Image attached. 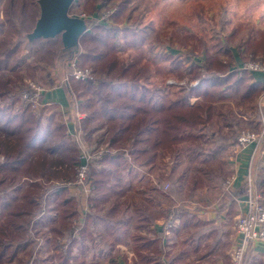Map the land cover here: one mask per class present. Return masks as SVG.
I'll list each match as a JSON object with an SVG mask.
<instances>
[{"label":"trees","instance_id":"16d2710c","mask_svg":"<svg viewBox=\"0 0 264 264\" xmlns=\"http://www.w3.org/2000/svg\"><path fill=\"white\" fill-rule=\"evenodd\" d=\"M109 1L112 0H75L72 4L69 10L72 16L83 12L91 16L94 14L93 18L85 19L88 30L79 39L81 49L79 50L78 47L64 48L60 36L29 41L28 35L40 14L37 0H4L3 19L0 20V153L4 157L0 163V264L3 258L10 261L15 254L7 250L13 244L4 242L5 238L13 240L15 235L12 229L21 227L15 221L16 217L25 214L35 217L40 210L36 199L46 192L50 196L63 195L64 189L61 186L48 185L56 174H59L53 170L55 163H58V166L76 164L77 150L65 139L63 123L52 126L53 118L47 117L46 124H43L41 113L34 114L28 108L15 110L22 79L19 75L21 66H25L28 72L38 67V64L53 67L56 58L67 52L69 58L77 56L81 62L89 63L103 76L92 82L73 80L75 90L81 91L78 97L84 99L79 108V111L86 115L82 123L84 132L88 133L89 121L103 119L107 131L104 142L116 151L115 154H104L99 162L101 165L106 162L109 165L108 169L105 168L107 170L91 169L89 176L95 179L93 192L98 195L97 204H105L112 201V197L123 194L125 188L120 184L122 172L131 175L138 164L152 165L157 151L170 150L186 142L196 141L198 139L196 133L204 131L207 123L213 119V103L226 99L225 93L229 92L239 97L240 101L254 103L264 92V83L253 82L250 74L239 71L235 66L232 67L234 57L239 60V53L235 51L237 54H233L234 51L230 49H227L226 53L222 52L220 37L212 54L206 50L202 51L204 62L200 64L194 62L195 52L192 56L184 55L181 58L174 55L175 50L169 49V52L160 57L162 62L168 65V73L175 74L176 78L186 79L189 76V83L198 80L194 87L185 85L183 89L185 94L182 97L170 99L168 95L161 94V90L147 88L136 81L134 68L137 60L128 59L120 62L119 52L128 45L136 50L139 46L145 45L144 41H148L146 47L151 51L155 42L158 44L161 42L160 36H153L152 29L144 28L138 32L139 38H135L136 34L130 31L134 26L128 24L136 20L133 13L137 6L130 7L131 0H119L111 22L101 21L98 12L107 8ZM198 7L199 9L194 11L201 17L203 8L201 5ZM127 33L132 34L129 41L126 40ZM163 36L169 37L170 41L174 40L177 44L180 41L186 42L173 33L167 32ZM261 40V46L257 42L254 45L244 43L246 49L253 55L258 54L259 48L264 51V33H261ZM23 42L26 43L28 54L15 58V54L21 51ZM169 43V48L175 44ZM31 54V60L36 63L33 67L26 64ZM223 54L229 56L228 66L222 64L219 58ZM6 71L12 72L9 75L13 74L14 79L6 76ZM200 71L203 74H200ZM108 77L115 79L107 80ZM62 88L65 94L69 95V88L67 86ZM191 99H195L193 104H190ZM123 145L125 147H122ZM193 151L198 153L204 150L197 142ZM197 164L211 163L200 160ZM196 172L207 180H210L214 173L211 167L196 168ZM43 176H47L46 184L31 181L38 178L41 180ZM192 179L190 184L193 186L203 182L199 181L198 176H193ZM22 180H26L25 189ZM148 190L158 189L150 187ZM59 204L62 209L61 221L57 226H53L51 233L68 240V255L73 246H78L79 240L83 241V237L67 222L77 217L76 204L65 195L61 196ZM119 208L120 205L114 198L110 202L106 216L115 217ZM156 218L155 213L148 208L133 209L121 222L105 227V232L111 236L115 244L125 243L118 237L120 233L128 239L133 253V264H158L161 252L157 247V240L146 236L150 233V226ZM53 221L51 219V222ZM117 226L120 228H116ZM63 257H58L59 264H69L68 258ZM116 257L117 254L110 257V264H118ZM256 258L250 255V259H246L245 263L257 264Z\"/></svg>","mask_w":264,"mask_h":264},{"label":"rangeland","instance_id":"374dc122","mask_svg":"<svg viewBox=\"0 0 264 264\" xmlns=\"http://www.w3.org/2000/svg\"><path fill=\"white\" fill-rule=\"evenodd\" d=\"M0 2V20H2V5L4 0ZM118 3L119 0L109 1L106 5L107 8L101 9L98 12V16H101L104 10H116ZM198 5H201L203 8L201 11L203 15H201V17L194 11L195 9H199ZM129 6H137L136 11L133 13L136 20L128 23L131 24L130 26H134L131 27L132 30L130 31L136 34L134 35L135 38H139L138 32L142 31L144 28H150L152 29L153 36H160L159 40L161 42L159 44L155 42L153 45L154 48L151 51L146 47L148 46V41H144L143 44L145 45H142L143 47L139 46L136 50L129 45L124 46L119 52V61L124 62L128 61V59L137 60L135 63L136 68H134L136 70L134 71L136 81L146 85L149 89L161 90V94L168 95L170 99L182 97L185 94L183 90L185 85L191 86L195 82L189 83V76H187L186 79H178L174 76L175 74L168 73V65L162 62L160 57L164 55L165 52H169V49L175 50L176 53L174 55L180 56L181 58H183L184 55L192 56L195 52L194 54H196V57L194 62H199L200 64L204 62V57H202L203 54H201L202 51L206 50L207 53L212 54L217 48L215 45L220 37L222 40L219 41V44L222 52L226 53V50L230 49L234 51V54H237L235 51L239 53V60L242 63L241 67L237 66L239 60L235 58L236 56L234 57L235 61H232V67L237 66L239 67V71L251 75V70L247 69L250 64L259 62L264 64V54L259 53L253 55V53L246 49L244 44L246 37L255 36L257 33L260 20L257 15L259 16L260 12H263L264 7L261 6H264V0H131ZM80 15L84 16L85 19L94 17V14L92 17L87 12L75 16L77 17ZM167 32L169 34H175L179 39L186 40V42L180 41L177 44L174 40L170 41L169 37L163 36V34ZM131 39L132 34L127 33L126 40L129 41ZM149 41H151V39H149ZM169 42L175 44L171 45V48H169ZM25 46L26 43L23 42L21 51L15 54V58H18L20 55L26 56L28 54V50H26ZM78 49L81 50L79 46ZM63 55L64 71L62 70L63 73L61 76H59L57 71V61L61 55L56 58L53 67L46 66V64H38V67L28 72L25 66H21L19 68V75L22 79L21 83L19 82V92L22 91L26 82H31L42 88V98H44L48 88L67 86L69 88V95H67L68 100L71 108L75 109L74 118H77L76 110L78 112V107L80 108L84 99L78 97V93L81 91L75 90L73 81L75 79L72 76L73 71L71 62L75 61L78 69L90 70L94 75L93 81L99 80L103 78V76L98 72L99 70L96 71L87 62H81L77 56L69 58L67 52H63ZM219 58L222 64L229 65V56L227 57L223 54ZM31 59L32 54L28 57L26 64L33 67L36 63ZM179 72L180 70H178V73ZM10 73L12 72H5L6 76L14 79L13 74L10 76ZM200 74H203V72L200 71ZM114 79L115 78L112 77L107 78V80ZM225 95L227 96L226 99L218 103H213V119L207 123L204 131L200 134L196 133L198 136L196 141L186 142L170 150H159L156 152L155 160L152 165L144 166L138 164L133 174L129 175L126 172L121 173L120 184L125 189L123 194L112 197L113 200L115 198L116 203L120 205L118 213H115V217L106 216L109 211L110 202L113 200L105 204L96 203L99 199H97V193L93 192V180L95 179L89 176L91 169L93 171H98L101 168L108 169L109 165H107L106 162L103 163V165L99 162L102 160L104 154H115L116 152L104 142L107 131L103 119L89 121V125L87 126L88 134L97 132V137H95L91 144L93 146L96 145L95 150L87 151L86 147L90 145L87 142V146L85 147L84 141L80 138L84 133L82 123L77 122L75 124L76 128H74V131H76L78 136L73 135L67 137V126L64 124V120L61 119L60 116L58 117L56 112L53 111V108L49 107L48 111L45 110L40 112L43 124H46L45 117L53 118L52 126L54 124H64L65 139L77 150L76 164L73 166H69L68 164H60L58 166V163H55L56 166L53 167V170L59 172V174H56V177L53 178L48 185H50L49 187L61 186L64 189L63 195L76 204L77 217L73 218L71 221L67 220V222L76 229L78 235L80 234V236L83 237V241L79 240L78 246H73L72 249H70V253L67 255L68 240L51 233L53 226H57L61 221L62 209H60L59 203L63 195L50 196V194L46 192V194L36 199L39 203L40 210H37L38 213H36L35 217H31V214L16 217L15 221L21 227L12 229L15 235L14 239L5 238L4 242V244L8 242L13 244L7 250L15 252V254L10 261H8V258H3L1 261L2 264H59V256L67 257L69 264H109L110 257H113L115 254L118 255L120 250L123 253L119 254V257L123 255L124 258H127L126 254L130 251V245L127 242L128 239L126 237L124 238L121 233L118 237L123 239L125 243L115 244L111 236L106 234L105 227H111L113 226L112 224L121 222L131 214L133 209H144L140 206L141 204L146 206L144 202L146 196L149 197V194L151 196H155L156 194L158 198V207L161 208L160 212L164 217L171 209L182 204H177V201H197L201 202V204H207V198L209 201H212L214 197L213 194L205 197L203 193L199 194L201 190L199 188L198 192L193 194L194 190L189 187L191 180H193V176H198V179H200L199 181L207 180L202 174L194 173L192 168L191 159L194 156L193 149L196 143L198 142L200 148L203 150L214 154L212 156L214 159L211 164H199V168L211 167L214 172L212 174L213 177L211 176L212 178L207 180V182L214 181L215 183L220 182L223 184L228 179L233 178L232 176L228 177L230 175L228 163L231 162L233 157V147L231 146L235 145V143L236 147L246 145L238 143V136L242 133H247L253 135L256 140H262L264 138L260 114L264 111V106L260 107L258 105L261 95L257 98V103L240 101L239 97L233 96L229 92L225 93ZM191 101L195 102V99H191ZM260 108H262V110H260ZM74 121L76 120L74 119ZM222 140L231 143V146L226 145L224 150L220 149L219 144ZM233 140H236L235 143ZM122 147H125V145ZM99 152H103L102 155L87 163V166H85L86 172L84 179L80 185H77L78 171L81 167V157L88 156L91 158L99 154ZM3 158L4 157L0 153V163H2ZM180 178H182V180H179ZM46 180L47 176H43L41 180L40 178L31 179L32 182L41 181L42 184H46ZM22 184L25 189L27 187L26 180H22ZM222 184L220 187L223 191ZM165 186L168 187L165 189ZM150 187L162 188V192L157 193L155 191V193L152 190H148ZM172 198H175L177 201ZM178 212H180V209H178ZM51 219L54 221L51 222ZM116 228L120 227L117 226ZM233 230L235 232V224ZM83 231L84 234H82ZM130 232L133 231L130 230ZM232 245L230 243L227 255L228 260ZM250 255L251 252L249 251L243 264H246V259H250ZM123 257L122 260L124 259ZM256 259L258 260L257 264H264L263 256L257 257Z\"/></svg>","mask_w":264,"mask_h":264},{"label":"crops","instance_id":"0c3cea01","mask_svg":"<svg viewBox=\"0 0 264 264\" xmlns=\"http://www.w3.org/2000/svg\"><path fill=\"white\" fill-rule=\"evenodd\" d=\"M257 17L260 18L257 33L255 36L252 35L246 37L245 44L254 45L257 42L261 46V33H264V8L263 12H260ZM263 52L264 51L259 48L258 54ZM241 64V62H237V66L240 67ZM237 66L235 67L239 68ZM63 67L64 55L61 54L57 61V71L59 76L63 73ZM251 77L253 82L264 83V74L262 73H251ZM43 100L48 105L46 109L47 111L49 110V107L53 108V111L56 112L58 117L60 116L61 119L64 120V124L67 126V137L73 135L78 136L76 131H74V128H76L75 124L77 122L83 123L86 115L79 110L78 112L76 110L77 118H74L75 109L71 108L68 96L65 94L63 88L60 86L48 88ZM193 103L194 101L190 100V104ZM74 119L76 121H74ZM96 133L88 134L84 132L83 135L80 136L81 140L84 141L85 147L87 146V142L90 145L86 147L87 151L95 150L96 145L93 146L91 144L95 137H97ZM235 141L236 140H233L234 143ZM219 145L220 149L224 150L225 146H231V143L222 140ZM231 147H233V157L231 162L228 163V171L230 174L228 177L232 176L235 178L231 191L229 193H224L221 190L220 185L222 183L220 182H213V185L212 182L207 181H203L196 186L190 184V188L194 190L193 194H196L199 188L201 189L199 194L203 193L205 197L213 194V200L209 201L207 198L208 203L201 204V202L197 201H177L175 198H172L178 202L177 204H183V202L194 204L197 205L199 209L194 212L186 213L181 209V212L177 211L179 223L172 229L169 235L164 236L162 233L161 221L164 219V215H161V208L158 207V198L156 194L155 196H151L150 194L149 197L146 196L144 202L146 203V206L141 204V208H148L149 211L155 213L157 216L153 225L150 226V233L146 234V236L150 239L157 240V247H159L161 252L159 261L157 262L158 264L230 263L227 257L229 246L230 243L232 245L237 241L236 234L233 230L234 224L237 217L246 211L247 196L245 180L249 173L256 179L255 191L261 196V202L264 203V138L260 142L254 141L241 147H236L235 143V145H232ZM194 152L195 151H193L194 156L191 159V164L194 173H197L196 168L200 167L199 164L197 165V161L200 162V160H206L211 163L214 159L212 157L214 154L206 150L198 153ZM156 189H158L156 191L157 193L162 192V188L157 187ZM250 252L254 257H264V246L257 243ZM121 253L123 252L120 250L119 254ZM119 254L116 257L118 264H133V253L131 248L126 254L127 258H124L123 255L119 257ZM122 257L124 258L123 260Z\"/></svg>","mask_w":264,"mask_h":264},{"label":"built area","instance_id":"2783aa9c","mask_svg":"<svg viewBox=\"0 0 264 264\" xmlns=\"http://www.w3.org/2000/svg\"><path fill=\"white\" fill-rule=\"evenodd\" d=\"M115 10H104L100 20L103 22H111V17ZM85 20L84 16H77ZM89 18V17H88ZM72 76L75 80L81 82H92L94 75L88 69H78L75 61L71 62ZM247 69L252 72L264 73V64L253 63L250 64ZM245 70V69H244ZM196 81L191 87L197 84ZM171 85V84H170ZM43 90L39 86L26 82L24 88L17 97L15 102V110L28 108L34 114H39L47 109V104L42 98ZM260 107L264 106V93L261 95L258 101ZM262 110V108H260ZM264 112V111H263ZM261 114V126L264 132V113ZM240 144H249L251 142H260L261 139L256 140L253 135L242 133L237 138ZM103 152H99L94 157L89 158L88 156H82L80 160V169L78 171L77 185H80L84 179L85 166L87 163L92 161V159L99 158ZM255 178L252 174H248L246 177V211L239 215L235 222V233L237 241L232 245L229 253L230 264H243L246 255L253 247L258 243L264 246V203L261 202V196L255 191ZM235 178H230L222 184L223 192L229 193L234 185ZM168 186H165V189ZM181 209L185 212H194L199 209L197 205L183 203L176 208L171 209L164 219L161 221L162 233L164 236L169 235L173 228L179 223V216L177 215V210ZM180 210V212H181Z\"/></svg>","mask_w":264,"mask_h":264},{"label":"water","instance_id":"95a60500","mask_svg":"<svg viewBox=\"0 0 264 264\" xmlns=\"http://www.w3.org/2000/svg\"><path fill=\"white\" fill-rule=\"evenodd\" d=\"M74 2L75 0H38L40 14L28 35L29 41L60 36L64 48L78 47L79 39L88 29L84 19L69 13Z\"/></svg>","mask_w":264,"mask_h":264}]
</instances>
